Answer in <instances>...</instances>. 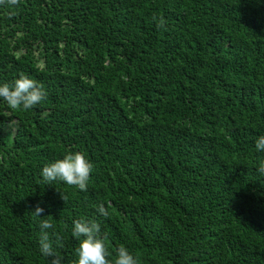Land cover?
Wrapping results in <instances>:
<instances>
[{
    "label": "trees",
    "instance_id": "16d2710c",
    "mask_svg": "<svg viewBox=\"0 0 264 264\" xmlns=\"http://www.w3.org/2000/svg\"><path fill=\"white\" fill-rule=\"evenodd\" d=\"M21 74L47 96L0 99V264H47L44 219L74 264L82 217L111 259L264 264V0H0V82ZM68 151L86 191L41 177Z\"/></svg>",
    "mask_w": 264,
    "mask_h": 264
},
{
    "label": "clouds",
    "instance_id": "9594fccd",
    "mask_svg": "<svg viewBox=\"0 0 264 264\" xmlns=\"http://www.w3.org/2000/svg\"><path fill=\"white\" fill-rule=\"evenodd\" d=\"M163 19L160 20L161 26ZM47 96L43 85L32 77L21 74L12 83L0 82V99L5 101L13 111H27L45 100ZM257 152L264 153V135L255 141ZM94 168L93 161L82 151H68L62 157L49 161L41 168V177L46 184L56 181L74 185L81 191L88 188L90 174ZM264 171V169H261ZM98 211L108 215L103 205ZM44 208L37 206L32 212L40 216ZM54 224L50 219L40 223L38 252L45 258L47 264H64L63 257L57 252L59 237L54 231ZM101 223L95 219L80 218L74 221L71 235L78 241L75 249L76 259L74 264H140L139 257L126 246H121L114 259L110 258L107 238L102 234Z\"/></svg>",
    "mask_w": 264,
    "mask_h": 264
}]
</instances>
